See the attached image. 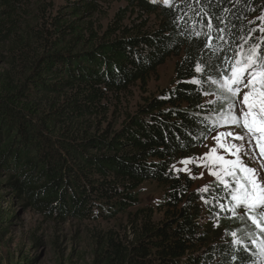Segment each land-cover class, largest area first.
<instances>
[{
	"label": "trees",
	"instance_id": "1",
	"mask_svg": "<svg viewBox=\"0 0 264 264\" xmlns=\"http://www.w3.org/2000/svg\"><path fill=\"white\" fill-rule=\"evenodd\" d=\"M99 1L43 3L33 25L24 0H0V242L15 198L47 220L96 225L84 264H264L244 209L221 211V186L202 193L172 169L215 134L205 100L228 104L212 81L264 40V0H123L103 26L86 21ZM171 56L170 87L133 109L131 89L146 91ZM147 182L163 192L160 219L138 208ZM119 218L122 231L106 227Z\"/></svg>",
	"mask_w": 264,
	"mask_h": 264
},
{
	"label": "snow or ice",
	"instance_id": "2",
	"mask_svg": "<svg viewBox=\"0 0 264 264\" xmlns=\"http://www.w3.org/2000/svg\"><path fill=\"white\" fill-rule=\"evenodd\" d=\"M209 27H211L210 23ZM259 31L264 33V26H261ZM262 45L264 40L253 45L242 59L236 58L230 64V70L225 72L220 80L212 81L219 85L222 98L228 101L227 112L221 116L220 121L214 122L211 127L205 126V131L216 133L212 137L215 144L201 157L181 160L179 163L184 167L175 170L190 173L189 164L206 168L209 175L215 178L217 185L221 186L230 197V206L218 202L220 210H227L235 217L238 209H244L247 219L264 233V47ZM195 71L201 73L204 68L197 65ZM190 83L200 84L201 81L193 79ZM251 163L257 166L252 167ZM202 177L203 173L199 178ZM199 191L206 193L209 187L204 186ZM205 203L209 201L205 200ZM215 226L219 227V224ZM231 235L234 243L238 244L239 241L235 239L236 232H232ZM255 243L256 241L253 240V244ZM259 247L264 254V239L259 241Z\"/></svg>",
	"mask_w": 264,
	"mask_h": 264
},
{
	"label": "rangeland",
	"instance_id": "3",
	"mask_svg": "<svg viewBox=\"0 0 264 264\" xmlns=\"http://www.w3.org/2000/svg\"><path fill=\"white\" fill-rule=\"evenodd\" d=\"M78 0H67L66 4H74ZM148 2L160 1V0H145ZM66 0H24V5L28 11L33 14L28 20L32 22L34 15L37 12L38 6L54 5L55 11L58 8L66 7ZM99 12L92 17H87L86 21L97 22L102 26L111 19L115 13H126L125 3L123 0H103L97 2ZM90 16V15H89ZM39 25V24H38ZM177 61L175 56L169 57L164 64L159 66L156 71L148 78V84L146 91H142L138 87L131 89L130 105L134 109L138 104L142 103L144 98H148L152 95H156L166 88L170 87L174 74V66ZM4 66L0 67V72L4 69ZM246 91V89L244 90ZM243 92L241 93V98ZM207 104L211 105L212 112L221 117L227 112L228 104L222 103L215 104V97L207 98L205 100ZM224 130V129H220ZM236 131H240L236 129ZM216 133L213 135L215 136ZM212 136V137H213ZM212 137L204 144V146L193 157H201L204 153L209 152L210 148L215 144ZM185 158H178L172 169L176 171V168H183L184 165L179 162ZM248 161L246 160V163ZM250 166L256 167L255 163H251ZM189 172H177L181 175L188 176L194 185V189L200 190L204 186L210 187L213 182H216L215 178L209 175V172L204 167H197L195 164H189ZM203 173V177L200 174ZM197 177V178H193ZM140 205L139 209L153 213L156 219L162 217V190L157 187L153 182H147L140 186ZM4 208H11L17 218L12 224L8 235L0 242V264H84L89 262L90 252L92 250V242L89 231L94 229L96 225L87 223H78L75 221H66L63 223L47 220L40 215L36 214L32 210L23 208L15 198L5 199L2 203ZM242 224L246 226V232H249L250 226H253L256 231H259L255 225L251 223L247 218L243 219ZM204 221L201 220V224ZM103 226V225H102ZM125 226V221L122 218L112 221L109 226L114 227L115 230L122 231ZM101 227V226H100ZM260 232V231H259ZM258 241L264 239L260 234L257 235Z\"/></svg>",
	"mask_w": 264,
	"mask_h": 264
}]
</instances>
